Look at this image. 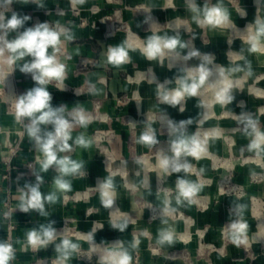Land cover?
Masks as SVG:
<instances>
[{
	"label": "rangeland",
	"instance_id": "374dc122",
	"mask_svg": "<svg viewBox=\"0 0 264 264\" xmlns=\"http://www.w3.org/2000/svg\"><path fill=\"white\" fill-rule=\"evenodd\" d=\"M192 3L193 0H153L140 11L144 19L151 14L162 15L159 36L177 37L185 46L165 50L159 61L162 78L148 69L154 60L143 53L148 65L140 66L134 59L125 62L131 75L129 78L123 72L122 79H133V91H144L152 85L154 93L141 99L138 93H122L117 98L118 106L140 105L144 100L135 124H143L141 135L151 126L157 143H142L139 151L121 158V165L109 169V174L122 181L145 215L140 225L132 220L128 235L111 226L99 231V240L93 242L77 228L79 236L70 238L87 244L74 252L81 264H101L106 251L117 244L130 255L131 264H264V154L257 156L247 150L250 137L239 122L242 115L251 116L264 131V51H250L246 43L257 29L256 21H264V0H194L199 14L190 10ZM206 7L221 8L228 14V23L201 27L194 16L202 19ZM124 24L121 28L116 23H104V38L109 42L121 34L129 48L140 50L144 45L142 27L139 23L121 25ZM110 48L112 45L107 44V52ZM192 51L199 55L185 59ZM205 56L210 62L205 61ZM201 64L211 74L198 96L185 97L175 107L161 102L159 86L177 88L178 79ZM170 68L174 71L167 78ZM221 71L233 84V99L226 105L216 102V88L212 87L220 81ZM181 121L185 123L181 125ZM194 134L205 141V151L198 159L180 158V163L191 166L190 171L163 173L158 161L162 155L172 157V142L182 135ZM179 179L198 186L191 198L177 199ZM237 221L248 226L245 242L240 244L234 242L240 235L234 238L231 230V224ZM162 230L173 232L172 243H159ZM100 233L107 237L101 239Z\"/></svg>",
	"mask_w": 264,
	"mask_h": 264
},
{
	"label": "crops",
	"instance_id": "0c3cea01",
	"mask_svg": "<svg viewBox=\"0 0 264 264\" xmlns=\"http://www.w3.org/2000/svg\"><path fill=\"white\" fill-rule=\"evenodd\" d=\"M151 1L153 0L14 1V12L7 16L6 22L13 15L20 18L27 16L29 19L21 28L9 30L6 39L13 40L27 28L39 23H47L52 28L66 30L71 35L72 39L64 41L57 53L59 60L65 65V79L61 85L53 81L46 87L52 96L53 107L64 106L65 116L69 119L73 109L82 108L89 116L90 123L86 128L77 125L71 132L72 139L69 140L72 150L58 153V158L67 156L82 165L77 173L64 177L68 188L60 189L55 184L56 178L60 175L57 167L53 165L47 171L42 169V154L24 127L18 125L13 116L6 112L0 96V241H4L6 231L2 215L5 205L9 204L8 206L13 209L12 219L16 222L12 241L15 252L10 264H30L38 258H50L55 264H59L56 245L65 238L78 246L87 245L63 234L62 223L67 218L76 220L77 228L84 234L85 239L91 234L92 242L99 240L97 234L99 231L109 230L111 226L126 223L123 231L118 227H114L113 230L128 235L129 225L133 221L139 225L142 223L144 210L135 205L136 198L122 185L121 180L109 174V169L120 166L121 158L129 156L133 150L139 151L142 148L139 139L144 130L143 124L140 121L135 124V120L139 117L144 100L140 101V105L138 102V105L129 103L120 107L117 103L118 96L122 93L136 95L138 93L140 99L144 98V95L149 98L154 89L151 85L147 90L133 91V79L130 81L122 79L123 72H127L130 78V67L125 63L119 66L109 63L107 44H111L113 48H124L128 53L127 61L134 59L140 66L148 65L142 56L143 48L151 36L162 34L159 23L163 19L162 15L156 14L149 15L147 19L142 18L140 11L148 7ZM117 10L127 25L139 23V27H142L144 45L140 50L129 48L121 34L114 36L109 42L104 38L105 30L101 19ZM143 22L146 23L145 26ZM164 34L170 35L168 32ZM51 52L50 48L49 53ZM5 55L7 56V53ZM83 60L87 62L86 67L80 64ZM30 61L31 57H24L11 66V76L6 85L18 96L36 86L31 74L20 71L22 65ZM159 61L160 58L154 59L149 63L148 69L152 68L155 74L162 78L163 68ZM168 70L171 72L167 78L171 77L174 71L172 68ZM1 88L0 83V90ZM169 111L174 113L172 110ZM41 127L42 131L52 130L51 125ZM81 135L91 141L88 148L74 144L75 139ZM9 148H16V156L10 162L15 169L9 171L8 179H4L3 175L7 174L4 160L9 156ZM29 161L35 162L32 173L26 177L18 176L22 172L21 166ZM37 176L42 180L39 190L44 213L41 214L36 209H30L25 213L19 207L21 190L27 192V186L37 183ZM109 180L112 185L110 191L113 193V203L105 207L102 202L101 186ZM50 195L55 197L54 201L47 200ZM134 218H137V221ZM49 224L56 230V239L46 247L33 249L28 243L27 234L33 229L39 231L41 226ZM105 237L107 234L100 233L101 239ZM66 264L81 263L73 252Z\"/></svg>",
	"mask_w": 264,
	"mask_h": 264
},
{
	"label": "clouds",
	"instance_id": "9594fccd",
	"mask_svg": "<svg viewBox=\"0 0 264 264\" xmlns=\"http://www.w3.org/2000/svg\"><path fill=\"white\" fill-rule=\"evenodd\" d=\"M11 3V0H8ZM190 10L193 13L199 14L194 3L190 5ZM29 17L20 18L13 15L7 22H4V17L0 15V30H4V34L0 35V57L5 58L4 62L11 68L17 60L24 57H31L30 62H26L20 68V71L26 74H31L35 85L27 90L24 94L15 98V120L17 123L23 124L25 119L28 123L24 124V129L27 135L35 142L37 150L42 154L41 166L44 171L55 165L60 175L56 178L55 184L60 189L68 188V183L64 177L70 174L77 173L82 165L69 157L64 156L58 158V153L68 152L72 150V145L69 140L72 139L71 132L78 125L87 127L90 123L89 116L84 109L76 108L72 110L71 119L65 116V107H53L51 104L52 96L47 89V85L55 81L61 85L65 79V65L62 63L57 53L60 51L64 41L71 40L72 37L66 30L50 27L47 23H39L34 27L27 28L21 32L15 39H6L9 30H17L21 28ZM196 22L201 26L220 27L228 23V14L219 7H206L203 10V18L199 15L194 16ZM257 29L254 34H250L246 40L249 45V50L253 52L264 51V44L261 43V37L264 36V21H256ZM64 38L63 40L61 38ZM184 47L177 37L162 38L159 35L151 36L143 48V54L149 59L154 60L163 58L165 50H175L177 46ZM52 52L49 53V49ZM5 53L7 56L5 57ZM197 51H192L185 57L198 56ZM205 61L210 62L209 57L205 56ZM128 53L122 47L110 48L108 51V61L119 66L127 62ZM210 71L204 64L198 68L187 71L186 75L179 78L178 87L173 90L166 89L163 85L158 88V96L161 102L173 107L179 105L185 97H196L200 94L201 88L205 85ZM221 79L218 84L212 87L216 88L215 100L221 105L230 103L233 99L231 89L233 84L225 77L224 72H220ZM184 109L181 108L180 111ZM244 124V133L250 137V142L247 145L249 152H254L257 156L264 154V131L258 126V121L251 116L242 115L240 121ZM185 122L181 121V125ZM187 123H191L188 121ZM42 125H51L52 130L42 131ZM140 143L151 146L157 143L156 136L151 126L140 136ZM74 144L82 148H88L91 141L87 140L83 135L78 136ZM171 151L172 157L162 155L158 161L159 168L165 174L170 172L190 171V165L180 163L182 156H192L199 158L200 154L205 151V141L197 138L194 134L190 137L181 136L172 142ZM35 185L27 186V192L21 190L20 195V210L28 212L30 209H36L44 213V204L42 195L39 190V185L42 182L41 177L37 176ZM102 202L105 207H109L113 203V193L110 191L111 181L104 183L102 186ZM179 200L180 197L189 199L197 191L198 186L190 184L184 179H179L176 185ZM47 200L54 201V196H48ZM167 211V209L165 210ZM121 231L126 227V223L114 225ZM247 224L243 221H237L231 224V230L234 234L240 235V239H234L237 244L244 243V234L247 230ZM174 234L171 230H162L159 235V243H172ZM56 239V230L51 224L41 226L39 231L33 229L27 234L29 245L33 249H39L48 246ZM91 239V234L89 235ZM78 245L72 243L65 238L62 242L56 245V251L59 253V264H66L70 255L78 250ZM14 258V249L11 243L0 241V264H10ZM101 264H131V257L122 245L117 244L114 248L106 251V254L101 258Z\"/></svg>",
	"mask_w": 264,
	"mask_h": 264
},
{
	"label": "built area",
	"instance_id": "2783aa9c",
	"mask_svg": "<svg viewBox=\"0 0 264 264\" xmlns=\"http://www.w3.org/2000/svg\"><path fill=\"white\" fill-rule=\"evenodd\" d=\"M14 1L11 0V3L8 2V0H0V15L4 17V22L6 23V18L9 14L14 12ZM101 23H110L111 25L116 23L119 24L121 28L125 27L124 25H121L123 22L121 16H120V11H114L112 14L105 16L101 19ZM9 32V31H8ZM7 32V33H8ZM4 34V30H0V35ZM6 57V55H5ZM5 58L0 57V83L2 84V88L0 90V96L5 104L6 112L13 116L15 120V98L18 97L15 91L9 90V87L6 85L7 80L10 79L11 76V68L4 62ZM82 67H86L87 62L85 60L80 62ZM5 81V82H4ZM16 122V120H15ZM17 123V122H16ZM27 123V120L21 123H17L18 125L24 127V124ZM9 156L4 160L5 163V168L7 170V174L3 175L4 179H8V173L10 170L15 169L11 165V160L16 156V148H9L8 150ZM35 167V162L34 161H29L26 162L21 166V173H19L18 176H29L30 173H32L33 169ZM9 204L5 205V211L2 215V219L6 223V231H5V236H4V241L9 242L12 244L13 241V232L16 229V222L12 219V211L13 209L8 206ZM77 222L76 220L72 218H67L63 221L62 223V231L63 234L67 237H75L79 236V233L77 232ZM14 249V248H13ZM15 252V249H14ZM30 264H55L53 259L50 258H38L31 262Z\"/></svg>",
	"mask_w": 264,
	"mask_h": 264
}]
</instances>
